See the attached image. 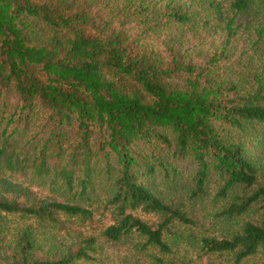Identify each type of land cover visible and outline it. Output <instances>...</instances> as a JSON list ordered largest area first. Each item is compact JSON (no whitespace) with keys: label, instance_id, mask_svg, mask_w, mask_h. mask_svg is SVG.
Masks as SVG:
<instances>
[{"label":"trees","instance_id":"16d2710c","mask_svg":"<svg viewBox=\"0 0 264 264\" xmlns=\"http://www.w3.org/2000/svg\"><path fill=\"white\" fill-rule=\"evenodd\" d=\"M229 1L0 0V264L94 261L99 238L134 234L170 258L175 229L197 225L173 201L203 203L213 184L233 198L225 219H252L202 248L238 262L264 254V50L229 64L253 0ZM256 37L252 49L264 29ZM28 173L80 200L108 188L114 223L53 255L46 228L60 217L92 227L96 213L12 179ZM138 209L159 222L128 211ZM15 216L31 222L12 227Z\"/></svg>","mask_w":264,"mask_h":264},{"label":"rangeland","instance_id":"374dc122","mask_svg":"<svg viewBox=\"0 0 264 264\" xmlns=\"http://www.w3.org/2000/svg\"><path fill=\"white\" fill-rule=\"evenodd\" d=\"M189 2V0H182ZM199 1V0H197ZM204 1H218L228 8L229 0H204ZM207 14H205L206 16ZM211 17V26L218 23ZM248 21L245 22L239 17L236 19V27L239 26L237 37L230 45L232 55L229 64H234V60L243 56L242 53L246 51L247 56L255 54L260 49L264 50V41L260 43V48L252 49V44L256 37V29L259 31L264 29V0H253V7L247 15ZM213 30L211 28L203 29L201 31L208 32ZM219 36V37H218ZM216 43H220L222 38L221 33L217 35ZM253 54V55H254ZM240 59V60H245ZM259 59V58H258ZM256 62L252 63V67ZM262 169L259 175V185L264 187V152L261 154ZM12 179L22 184L29 186L34 195L42 199H51L61 202H69L81 204L82 206L94 210L96 213V220L92 223L82 222L79 219H70L68 217H60V222L54 227L46 228L42 237L45 239L43 244L46 248L54 251L66 249L71 247L77 236H97L100 234L101 229L105 225L114 223L117 217L114 205H108V201L112 197V192L103 186H97L95 193H90L80 200L78 196L75 197V192L67 190L61 182L57 184L42 183L39 179L34 178L30 173L28 174H15ZM217 185H212L209 192L208 199L203 203L195 204L192 206L187 196H176L173 201L183 211L188 212V215L196 220L195 227L178 226L175 229L176 237H170L167 241L172 246L173 254L170 258H165L156 249L152 247H145L146 240L138 234L125 236L118 242H111L104 238H99V244L96 252L93 254L94 261H80L76 264H158V260L164 258L167 261H173L174 264H264V254L260 253L256 256L244 259L241 262L237 261L235 253L215 254L208 253L202 248L201 239L204 237L209 238H226L232 236L238 231L241 226L250 221L251 215H243L235 220H227L222 212L233 202L230 196L226 199L217 198ZM168 194V191H167ZM184 198V199H183ZM183 199L182 204L180 200ZM84 201V202H83ZM260 209V208H259ZM129 213L134 214L136 217L144 220L149 224L159 222L160 216L156 213H148L142 209L135 211L128 210ZM9 224L12 227L25 226L31 221L20 216L8 218ZM53 240V242H52Z\"/></svg>","mask_w":264,"mask_h":264}]
</instances>
